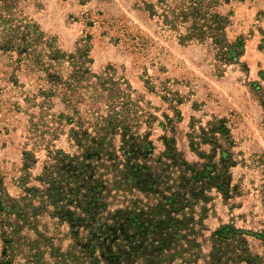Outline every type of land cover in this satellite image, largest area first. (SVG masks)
<instances>
[{
	"label": "rangeland",
	"instance_id": "1",
	"mask_svg": "<svg viewBox=\"0 0 264 264\" xmlns=\"http://www.w3.org/2000/svg\"><path fill=\"white\" fill-rule=\"evenodd\" d=\"M204 1L227 58L210 38L183 41L188 23L151 17L144 0H21L44 39L35 51L52 43L66 61L51 82L20 41L2 49L11 39L0 28V264H90L64 215L49 207L23 221L9 210L44 188L53 150L77 152L74 125L95 134L113 108L155 147L145 164L158 170V205L178 194L163 212L162 264H264V0ZM132 189L112 195L147 200Z\"/></svg>",
	"mask_w": 264,
	"mask_h": 264
},
{
	"label": "trees",
	"instance_id": "2",
	"mask_svg": "<svg viewBox=\"0 0 264 264\" xmlns=\"http://www.w3.org/2000/svg\"><path fill=\"white\" fill-rule=\"evenodd\" d=\"M20 2L0 0V28L11 39L2 45V49L14 50L13 39L20 41L22 45L18 48L36 58L27 57L26 61H34L49 73L51 82L60 84L62 77L51 70L56 62L66 61L65 57L52 43L35 51L34 47L44 39L36 23L22 18L18 10ZM157 6H161L163 13H158ZM144 9L151 17H162L173 28L188 23L181 39L186 42L212 39L220 47L217 55L220 59L227 58L233 50L225 45L224 29L215 23L211 25L209 7L204 0H178L175 6L168 0H158L156 4L144 0ZM233 56L229 58L233 59ZM43 58L47 59L46 63ZM73 69L82 77L81 70L75 69L74 65ZM111 111L114 115L104 117L101 126L92 131L95 134L74 125L70 140L77 152L69 154L53 150L49 155L50 162L39 177L44 188L25 189V195L21 200H15L9 213H14L19 220L29 221L32 213L39 215V211L45 212L52 207L51 213L64 215V220L75 230L74 235L82 241V259L90 264H162L169 250L164 247L167 243L163 240L172 239L167 234L170 229L163 227L170 223L163 212L167 202L170 206L179 203L176 202L178 194L166 196L165 202L158 205V170L145 164L155 147L147 141L146 134L141 140L135 139L131 127L125 120L121 122L123 116L117 117L115 108ZM69 122L73 123V120L70 118ZM118 133L121 135L119 149L113 141ZM132 188L144 193L147 200H127L126 195L119 198L112 195L113 191L124 193L128 190L127 193H131ZM153 196L157 198L151 199ZM112 197L114 200L111 201ZM34 201L40 203V208L33 207Z\"/></svg>",
	"mask_w": 264,
	"mask_h": 264
}]
</instances>
